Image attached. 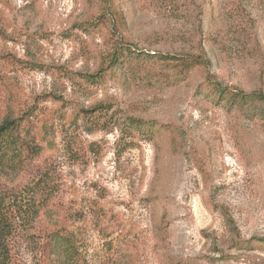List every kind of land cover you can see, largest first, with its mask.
<instances>
[{
    "label": "rangeland",
    "instance_id": "rangeland-1",
    "mask_svg": "<svg viewBox=\"0 0 264 264\" xmlns=\"http://www.w3.org/2000/svg\"><path fill=\"white\" fill-rule=\"evenodd\" d=\"M230 27L224 0H0V126L36 132L35 227L75 243L31 264H264V23L258 52Z\"/></svg>",
    "mask_w": 264,
    "mask_h": 264
},
{
    "label": "trees",
    "instance_id": "trees-1",
    "mask_svg": "<svg viewBox=\"0 0 264 264\" xmlns=\"http://www.w3.org/2000/svg\"><path fill=\"white\" fill-rule=\"evenodd\" d=\"M224 15L231 22L229 34L237 35V42L250 44L254 52L260 51L256 29L264 23V0H224ZM110 55L111 60L116 59L115 51ZM259 57L264 61L262 51ZM191 59L206 64L202 51ZM247 97L264 100L261 93ZM93 113L98 118L103 115L99 110ZM87 117L91 119L92 115ZM128 121L135 122L139 131L143 129L138 120ZM89 122L92 121H85L86 125ZM35 134L25 121H6L0 126V264H31L43 256L58 254L67 244L75 245L58 223L43 237L35 227L41 212L55 204L56 183L50 166L40 161L42 147ZM20 174L30 184L16 187L6 181Z\"/></svg>",
    "mask_w": 264,
    "mask_h": 264
}]
</instances>
